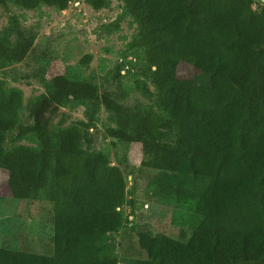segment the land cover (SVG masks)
Masks as SVG:
<instances>
[{
    "label": "trees",
    "instance_id": "trees-1",
    "mask_svg": "<svg viewBox=\"0 0 264 264\" xmlns=\"http://www.w3.org/2000/svg\"><path fill=\"white\" fill-rule=\"evenodd\" d=\"M72 0H0L25 9L65 10ZM138 32L130 50L141 63L129 71L156 96L161 112L126 105L124 63L105 87L91 78L56 74L22 114L24 93L0 79V168L11 195L53 205L54 252L0 247V264H264V2L257 0H122ZM94 9L110 0H86ZM257 3V7L254 4ZM123 17L108 28L117 29ZM13 42L0 36V69L24 61L37 33L12 17ZM87 55L84 63H88ZM191 67L181 75V65ZM41 76L44 77V71ZM83 106L86 120L53 125L66 106ZM102 108L116 124L106 135L141 143L153 170L147 188L164 203L191 211L192 235L140 237L141 249L119 246L122 209L132 207L126 175L92 142ZM34 135L37 147H5L10 131ZM184 221V220H183ZM187 222V223H189ZM149 239V240H148ZM123 240V239H122Z\"/></svg>",
    "mask_w": 264,
    "mask_h": 264
},
{
    "label": "rangeland",
    "instance_id": "rangeland-1",
    "mask_svg": "<svg viewBox=\"0 0 264 264\" xmlns=\"http://www.w3.org/2000/svg\"><path fill=\"white\" fill-rule=\"evenodd\" d=\"M257 6L255 3L254 7ZM14 15L18 16L23 27H32L37 33L34 49L24 61L0 69V79L5 80L8 87H18L24 93L22 114H26L36 97L45 91V79L56 74L80 79L92 77L105 87L111 83L113 70L121 62L126 65L122 70V84L127 94L123 102L161 112L157 97L145 95L137 84L138 81H145L155 92L150 79L132 70L127 72L132 65L139 66L142 53L141 50L129 49L138 26L133 17L125 15L122 0H110V5L100 10L92 8L86 0H72L65 10L48 5L25 9L12 2L0 4V36L11 42L16 38L11 29ZM121 16L123 19L119 28L114 30L106 26ZM87 55H91V58L84 63ZM190 71L189 65H181V75H187ZM83 120H86L85 108L69 105L54 116L53 125L60 122L63 126H69ZM97 124L96 129L89 130L92 142H84L83 147L90 152L106 153L111 165L122 168L127 180L128 199L133 200L132 207L122 209L126 217L124 228L115 233L120 251L121 247H127L130 251L141 249L140 237H149V232L166 233L175 238L185 234L189 238L192 226L186 213L191 211L174 203H164L163 196H155L147 188L149 177L155 171L142 166V162L150 156L144 153L141 143L126 144L107 136L106 128L116 124L105 108L100 110ZM20 144L37 147L39 142L32 134L20 138L17 130L10 131L5 147L11 149ZM8 181L7 171L0 168V247L52 254V203L44 192L35 199L14 198ZM120 264H129V260L121 255Z\"/></svg>",
    "mask_w": 264,
    "mask_h": 264
}]
</instances>
